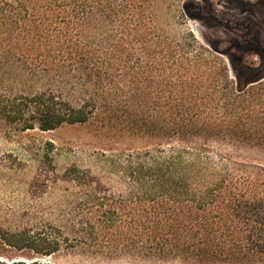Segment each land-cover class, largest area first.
<instances>
[{"label": "trees", "instance_id": "1", "mask_svg": "<svg viewBox=\"0 0 264 264\" xmlns=\"http://www.w3.org/2000/svg\"><path fill=\"white\" fill-rule=\"evenodd\" d=\"M148 3L0 0V29L19 25L26 45L68 44L71 63L86 64V80L97 88L114 69L134 63L145 70L147 84L149 68L163 71V106L162 98L153 100L148 123L170 149L131 167L128 200L107 195L86 172V198L93 204L89 227L104 231L108 252L159 264H264V163L211 150L252 145L264 153V66L243 64L242 75L253 78L235 81L225 61L194 35L172 40L157 34L146 15ZM92 20L106 22L107 30L99 49L86 38L84 57L82 27ZM92 113L52 93L0 94V117L22 131L87 123ZM59 233L51 227L4 234L11 252L27 254L0 256V264H52L45 258L61 252Z\"/></svg>", "mask_w": 264, "mask_h": 264}, {"label": "rangeland", "instance_id": "2", "mask_svg": "<svg viewBox=\"0 0 264 264\" xmlns=\"http://www.w3.org/2000/svg\"><path fill=\"white\" fill-rule=\"evenodd\" d=\"M146 15L162 37L181 40L194 35L225 61L235 81L253 78L242 75L243 64L264 66V0H149ZM105 23L85 22L82 56L86 38L90 47L100 48ZM21 32L19 25L0 29V94L52 93L93 113L87 123L50 131H22L0 117V256L27 254L11 252L4 234H34L53 227L60 230L63 247L45 258L52 264H159L108 252L104 231L89 227L93 204L86 198V172L107 195L128 200L134 190L131 167L170 149L148 123L153 100L162 98L163 106V71L149 68L152 84H147L145 70L133 68L134 63L114 69L110 80L104 77L106 83L97 88L86 80V64L71 63L68 44L26 45ZM211 150L264 163V153L252 145H215Z\"/></svg>", "mask_w": 264, "mask_h": 264}]
</instances>
